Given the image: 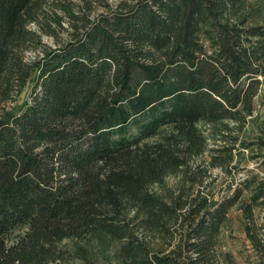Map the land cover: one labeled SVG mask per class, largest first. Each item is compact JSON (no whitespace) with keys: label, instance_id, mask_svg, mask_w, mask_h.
I'll return each mask as SVG.
<instances>
[{"label":"trees","instance_id":"16d2710c","mask_svg":"<svg viewBox=\"0 0 264 264\" xmlns=\"http://www.w3.org/2000/svg\"><path fill=\"white\" fill-rule=\"evenodd\" d=\"M239 2L128 0L90 17L70 0H0V264H63L61 242L96 232L120 264H221L233 209L264 264V178L219 194L209 173L264 150V22L236 20ZM52 24L67 37L48 47ZM176 175L167 199L151 192Z\"/></svg>","mask_w":264,"mask_h":264},{"label":"rangeland","instance_id":"374dc122","mask_svg":"<svg viewBox=\"0 0 264 264\" xmlns=\"http://www.w3.org/2000/svg\"><path fill=\"white\" fill-rule=\"evenodd\" d=\"M77 7H84L86 11L90 10V17H95L104 12L103 5H108L114 8L122 1L128 0H70ZM59 14L62 27L68 28L66 16ZM235 19L244 20L246 25H256L264 22V0H240L237 6V12ZM28 29L32 31H38V26L35 23H28ZM66 34L61 28L52 24L51 29L41 34V42L48 46L54 47L58 40L64 41ZM40 50H28L24 54V58L27 62L32 61L38 56ZM31 85H27L24 91L17 99V103L13 104L19 107L24 102L30 93ZM227 125L234 129L236 132L238 127L231 122H227ZM199 128L205 134H210L213 130L217 129V126H210L200 124ZM240 141L252 142L255 139V129L241 128L239 131ZM236 134V133H234ZM214 145L212 141L209 142V147ZM251 149V150H250ZM249 150H244L245 160L240 163L239 170L232 171L231 174L226 175L221 173L219 169H211L210 174L212 178H217L214 184V190L219 194H225L229 190V186L232 184L233 190L236 187V183L241 181L244 176L249 172H253L260 177L264 178V168L257 169L258 161H264V150H258L256 146H253ZM253 156V159L251 158ZM204 159H208V153L204 154ZM209 181V180H208ZM181 185V177L170 176L165 178L160 184L153 185L150 190L153 194L167 199L170 193H173ZM263 214H260V221L258 225H264L262 219ZM262 219V220H261ZM19 231H15L10 237L11 240ZM160 243L157 239L151 241V247L158 250ZM119 242L112 237L100 232L93 233L92 235L82 239H68L59 244V249L62 253L63 264H120L116 258L115 253L118 250ZM218 251L222 255L221 264H252L255 261V253L253 252L249 241L245 237L244 233V220L241 212L237 209H233L228 213V220L223 225L219 236Z\"/></svg>","mask_w":264,"mask_h":264}]
</instances>
